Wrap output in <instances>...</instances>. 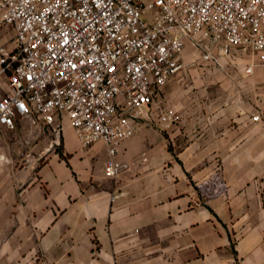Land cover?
I'll return each mask as SVG.
<instances>
[{
	"label": "crops",
	"instance_id": "1",
	"mask_svg": "<svg viewBox=\"0 0 264 264\" xmlns=\"http://www.w3.org/2000/svg\"><path fill=\"white\" fill-rule=\"evenodd\" d=\"M14 39L0 28V48ZM233 58L220 69L187 44L186 69L118 148L128 168L115 179L107 144L83 148L67 120L61 144L42 122L0 126L11 158L0 166V264H264V68L247 75L251 56ZM168 109L180 120L159 123ZM218 166L230 196L207 200L196 183Z\"/></svg>",
	"mask_w": 264,
	"mask_h": 264
},
{
	"label": "built area",
	"instance_id": "2",
	"mask_svg": "<svg viewBox=\"0 0 264 264\" xmlns=\"http://www.w3.org/2000/svg\"><path fill=\"white\" fill-rule=\"evenodd\" d=\"M2 27L15 39L12 51L0 48L8 73L0 126L42 122L61 144L67 120L83 148L107 144L105 175L113 179L128 168L118 148L186 69L188 43L220 69L236 51L253 60L247 75L264 68V0H0ZM156 116L161 124L180 120L173 109ZM196 189L207 200L230 196L221 166Z\"/></svg>",
	"mask_w": 264,
	"mask_h": 264
},
{
	"label": "rangeland",
	"instance_id": "3",
	"mask_svg": "<svg viewBox=\"0 0 264 264\" xmlns=\"http://www.w3.org/2000/svg\"><path fill=\"white\" fill-rule=\"evenodd\" d=\"M2 152L3 153H1V154L4 155V157L8 160V162L2 161V162H0V166H3V167L4 166H9V163L11 162V158L8 155H6V153H5V152H8V151H2Z\"/></svg>",
	"mask_w": 264,
	"mask_h": 264
},
{
	"label": "trees",
	"instance_id": "4",
	"mask_svg": "<svg viewBox=\"0 0 264 264\" xmlns=\"http://www.w3.org/2000/svg\"><path fill=\"white\" fill-rule=\"evenodd\" d=\"M66 159H68V158L66 157Z\"/></svg>",
	"mask_w": 264,
	"mask_h": 264
}]
</instances>
